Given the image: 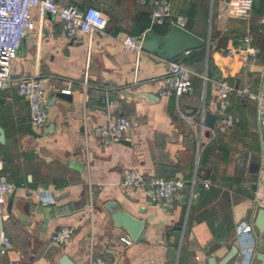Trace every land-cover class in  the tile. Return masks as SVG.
<instances>
[{
	"label": "crops",
	"instance_id": "1",
	"mask_svg": "<svg viewBox=\"0 0 264 264\" xmlns=\"http://www.w3.org/2000/svg\"><path fill=\"white\" fill-rule=\"evenodd\" d=\"M54 1L80 10L96 8L108 21L90 37L66 40L58 20L31 11L32 28L12 62L11 82L0 94L5 134L1 175L15 186L11 209L8 197L2 217L9 247L0 254V264H58L62 255L73 264H194L199 259L208 264L211 257L219 263L237 244L235 227L242 221L253 228L254 252L264 254L254 226L256 193L264 190L255 103L233 96L228 108L233 122L221 123L215 88L200 78L209 55L211 79L257 89L264 71V35L259 32L264 0H253L248 16L237 10L236 0H169L172 15L184 18V29L209 42L201 72L184 63L191 51L174 60L195 74L192 93L177 100L157 96L167 61L144 52L136 63V56L121 45L127 35L168 33L160 34L164 26L150 29V0ZM246 33L249 45L242 41ZM250 47L256 53L243 61ZM34 76L46 93L48 122L42 129L32 126L27 103L17 93L21 80ZM69 82L71 94H62ZM147 94L158 100L148 101ZM107 102L113 103L111 110ZM203 110L216 116L211 131L200 121ZM111 115L130 120L122 138L130 145L101 142L99 129ZM126 168L146 178L183 179L180 200L155 205L142 190L124 188ZM198 182L207 188L193 205ZM49 196L53 204L40 201ZM108 202L143 222L141 242H133L111 223L103 209ZM71 206L75 210L69 212ZM62 226L73 227L74 235L54 249L49 238ZM242 259L238 256L230 264Z\"/></svg>",
	"mask_w": 264,
	"mask_h": 264
},
{
	"label": "built area",
	"instance_id": "2",
	"mask_svg": "<svg viewBox=\"0 0 264 264\" xmlns=\"http://www.w3.org/2000/svg\"><path fill=\"white\" fill-rule=\"evenodd\" d=\"M253 0H236V8L248 16L251 12ZM150 29L155 26H178L184 28L185 20L182 16L172 15L171 3L169 0H150ZM35 9L42 17L49 15L61 25L60 35L66 40H74L82 36H92L101 32L106 26L108 18L98 9L89 7L80 10L74 5L60 6L54 0H0V94L11 82V65L16 59L22 40L32 28L31 11ZM264 35V23L259 28ZM142 36L127 35L121 42L122 48L127 53H132L137 59L144 53L142 49ZM246 45L251 42L249 34H245L242 40ZM243 61L249 56H254V48H247L244 51ZM227 56L232 51L226 52ZM195 74L186 66L175 62H167V74L163 78L157 96L160 99L175 98L190 95L193 91V78ZM200 78L206 84L209 81L215 88L217 94L216 115L221 123L232 124L233 119L228 114V108L233 96L252 101L256 107V119L258 122V137L260 145V166L264 169V71L260 75L258 87L252 91L248 85L235 88L225 78L208 79L206 74ZM71 83L66 89L61 90L62 94L70 95ZM17 93L22 97L28 106L29 119L37 129H42L48 122V111L46 107V93L42 81L37 77H28L18 84ZM107 108H113L112 102H107ZM204 121L203 111L200 118ZM131 127L130 120L122 115H111L101 125L100 140L103 144L116 142L124 137ZM211 131V130H210ZM214 135V133H213ZM2 163L0 162V254L9 247V239L4 233L2 217L8 197L15 192V186L9 183L1 175ZM205 184V183H204ZM185 182L181 178L163 179L158 177L146 178L134 168H126L123 171L122 186L128 189L142 190L150 203L155 205H169L180 200V191ZM194 185V182H192ZM207 188V184H205ZM193 192L190 196V203L193 200ZM258 208L264 210V190L256 193ZM43 204H53L54 200L49 196L44 199L40 197ZM253 228L248 222L242 221L235 227L236 242L239 248V256L243 259L236 264H250L255 254V242L253 239ZM74 235V228L62 226L55 230L49 238V246L59 249L69 243ZM121 241L130 245L129 239L122 238ZM11 264H30L27 262H14ZM94 264H104L103 261H96ZM194 264H206L199 259Z\"/></svg>",
	"mask_w": 264,
	"mask_h": 264
},
{
	"label": "water",
	"instance_id": "3",
	"mask_svg": "<svg viewBox=\"0 0 264 264\" xmlns=\"http://www.w3.org/2000/svg\"><path fill=\"white\" fill-rule=\"evenodd\" d=\"M204 48L208 51L209 42L206 39H201L193 33L187 31L184 28L178 26H172L165 36H157L152 32H147L142 38V49L144 52L156 56L164 61L170 62L176 60L184 53ZM214 56V54H212ZM207 66V65H206ZM205 66V67H206ZM238 87L236 83L235 88ZM63 98L64 96L61 95ZM145 98L150 100H158L154 95H145ZM4 99L0 96V106L3 104ZM204 123L203 125L208 130L214 127L216 116L209 111L203 110ZM116 142L124 145H130V143L124 139L117 140ZM5 143L4 130L0 127V144ZM204 179V178H203ZM198 188V194L193 200V205L201 199V196L205 190V184L203 182L196 183ZM14 193L10 195L8 211L11 209ZM183 207H186L187 199L183 197L181 199ZM28 203L25 204L23 210L24 213H28ZM104 211L109 215L111 223L118 228L123 229L133 242H141L145 234V226L140 219H137L127 212L123 211L114 202H108L103 207ZM75 207L71 206L69 212L74 211ZM251 218V213L248 215L247 220ZM254 226L259 234V240L257 245L264 247V210L257 209V215L254 221ZM239 256L238 245L235 244L231 247L230 251L224 256V258L217 263L215 258H208V264H230ZM253 264H264V254L259 250L255 252L253 257ZM260 261L262 263H260ZM58 264H73L66 255H62L58 261Z\"/></svg>",
	"mask_w": 264,
	"mask_h": 264
},
{
	"label": "trees",
	"instance_id": "4",
	"mask_svg": "<svg viewBox=\"0 0 264 264\" xmlns=\"http://www.w3.org/2000/svg\"><path fill=\"white\" fill-rule=\"evenodd\" d=\"M168 30H169V27L164 26V29L162 30V32L160 34L165 35L168 32ZM205 60H206L205 49L201 48L198 50L191 51L190 55L188 57H186V59L184 60V63L187 66H191L193 64L198 66V71L201 72ZM213 69H214L213 61L208 55L207 56V68H206V76L208 79H211V76L213 74ZM209 84H211V83L209 81H207L206 85H209ZM193 88H194V83H193Z\"/></svg>",
	"mask_w": 264,
	"mask_h": 264
},
{
	"label": "rangeland",
	"instance_id": "5",
	"mask_svg": "<svg viewBox=\"0 0 264 264\" xmlns=\"http://www.w3.org/2000/svg\"><path fill=\"white\" fill-rule=\"evenodd\" d=\"M204 68H205V64L203 65L202 70H204Z\"/></svg>",
	"mask_w": 264,
	"mask_h": 264
}]
</instances>
